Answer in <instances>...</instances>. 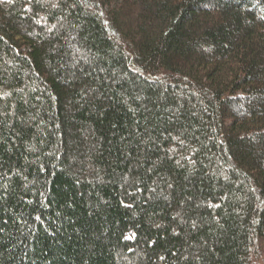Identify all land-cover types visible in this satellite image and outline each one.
<instances>
[{
  "label": "trees",
  "instance_id": "16d2710c",
  "mask_svg": "<svg viewBox=\"0 0 264 264\" xmlns=\"http://www.w3.org/2000/svg\"><path fill=\"white\" fill-rule=\"evenodd\" d=\"M264 0H0V264H263Z\"/></svg>",
  "mask_w": 264,
  "mask_h": 264
},
{
  "label": "rangeland",
  "instance_id": "374dc122",
  "mask_svg": "<svg viewBox=\"0 0 264 264\" xmlns=\"http://www.w3.org/2000/svg\"><path fill=\"white\" fill-rule=\"evenodd\" d=\"M263 264H264V261H263Z\"/></svg>",
  "mask_w": 264,
  "mask_h": 264
}]
</instances>
